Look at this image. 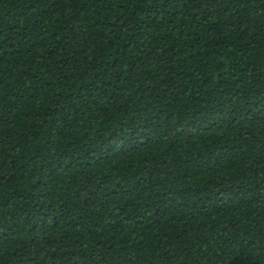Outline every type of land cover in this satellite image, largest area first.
Returning <instances> with one entry per match:
<instances>
[{"label":"trees","instance_id":"1","mask_svg":"<svg viewBox=\"0 0 264 264\" xmlns=\"http://www.w3.org/2000/svg\"><path fill=\"white\" fill-rule=\"evenodd\" d=\"M0 264H264V0H0Z\"/></svg>","mask_w":264,"mask_h":264}]
</instances>
